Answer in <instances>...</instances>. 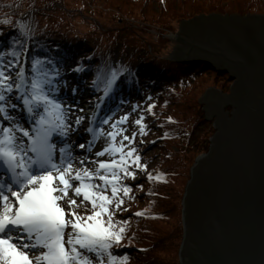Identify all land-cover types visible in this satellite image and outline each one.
Returning a JSON list of instances; mask_svg holds the SVG:
<instances>
[{"label": "snow or ice", "instance_id": "6c2138e0", "mask_svg": "<svg viewBox=\"0 0 264 264\" xmlns=\"http://www.w3.org/2000/svg\"><path fill=\"white\" fill-rule=\"evenodd\" d=\"M17 27L24 39H14L7 51L0 50V168L7 177L0 178V264H127L129 257L115 252L122 246L127 221L115 220L114 216L117 210H124L120 193L127 196L131 191L121 181L124 177L135 178L129 164L138 169L146 167L135 147L129 146L136 133L124 135L122 125L129 114L112 121L111 130L105 131L103 126L109 125L111 117L98 119L92 113L86 129L92 139L87 148L83 143L75 147L91 152L95 141L104 136L107 141L94 156L109 158L92 161L94 169L83 166V159L78 161L81 167H76L73 145L68 140L85 117L73 118L75 105H66L55 95L62 83L58 81L59 68L47 57L29 58L27 26L20 23ZM7 56L11 59L5 62ZM80 70L77 65L75 71ZM125 71L110 68L97 74L93 84L103 92L97 98V108ZM13 96L28 113L30 128L6 123L15 119L9 115V109L18 107L12 103ZM147 108L151 111L153 104ZM143 119L141 115L133 122L141 134L146 127ZM57 134L64 137L61 147L54 142ZM153 178L160 179L161 175L148 173V179ZM75 197H82L80 205L87 201L91 212L78 213Z\"/></svg>", "mask_w": 264, "mask_h": 264}, {"label": "water", "instance_id": "95a60500", "mask_svg": "<svg viewBox=\"0 0 264 264\" xmlns=\"http://www.w3.org/2000/svg\"><path fill=\"white\" fill-rule=\"evenodd\" d=\"M172 40V61H206L233 80L196 103L216 131L185 187L180 264H264V14H198Z\"/></svg>", "mask_w": 264, "mask_h": 264}, {"label": "trees", "instance_id": "16d2710c", "mask_svg": "<svg viewBox=\"0 0 264 264\" xmlns=\"http://www.w3.org/2000/svg\"><path fill=\"white\" fill-rule=\"evenodd\" d=\"M78 1L83 4L86 3L85 0ZM131 1L135 2L136 0ZM157 3L159 7L156 11L150 10L148 13L143 8V11L142 9L140 11L142 19L149 20L148 18H151L152 24L161 25L163 30L161 33H164L165 30L178 31L177 23L198 14H264V0H240L233 4L229 3L228 6H223L222 0H157ZM82 13L84 12L81 8L67 7L64 4V0H0V50L7 51L12 46L14 39H24L17 27L20 23H24L27 26L30 37L27 42L29 58L47 57L49 61L55 63L56 67L64 75H68L80 82L82 81L85 86H91L96 92L100 88L94 86L93 81L97 79L98 73H104L110 68L126 69L127 71L118 77L112 89L114 95L118 96L124 93L126 88H135L137 78L142 79L146 89H150V91H157L158 89V93L155 95H159L162 100H159L157 106L152 108L150 114L159 121L157 127L160 129L159 133L162 134L160 137L162 141L180 139L182 131L191 126L189 121L195 119L188 116L182 119L169 108L180 100L184 91L193 89L194 83L196 84L199 81L198 79L207 74L215 73L218 76L224 72L218 71L206 61H172L168 57L169 50L172 49L170 39L163 38L160 35L158 40L155 41L149 34H145V32L139 33L130 27L127 22L117 25L118 33L110 35V39H108L110 43L104 44L101 41L103 39H100V41L91 40L90 33L82 30L78 26L79 24H87L97 28L98 32L106 39V36L109 35L104 34L108 30H105V25L98 24L94 13L87 14L85 12V15ZM5 20L8 23H4ZM119 22H121V18H119ZM123 31H127L128 34L129 31H133L141 37V40H132L130 42L125 37L124 40L122 36L125 34L120 35ZM142 34H145V36ZM114 46L115 48L118 46L124 55L121 60L117 58L115 65L110 60L114 54ZM9 59H11L10 56L5 57V62ZM77 65L80 66V71H75ZM14 74L13 72L12 75ZM152 84L155 85L153 86ZM167 110V116L160 118L159 111ZM197 111L200 112L196 115L197 121H195L194 126L197 122L205 124L207 121L204 117V111L201 108L197 109ZM168 117L172 119L168 120ZM207 124H211V122ZM192 135L193 132L189 134L190 138ZM157 138L159 136L148 138L144 145L152 144ZM135 148L138 153L137 146ZM205 149L207 150L208 147ZM165 158H170V156ZM184 159L189 162L191 157L189 158L188 156ZM179 164L180 162L177 164L171 163L167 164V167L158 163L157 168L150 170L149 173H152L153 177L160 174V179L153 178L149 180L147 174L142 185L147 187L144 195L147 196L146 198H148L150 203H155L162 199H174L175 196H168L171 190H166V187L175 184V179L179 174L177 171ZM131 181L132 177H124L121 183L127 184L133 191L130 185ZM140 187H136L138 189L137 195L133 194L130 196L131 191L127 196L120 193L124 199L123 204L126 207L131 206V204L126 203L130 197L134 198L137 196L136 198H138L141 191ZM150 203V210L139 211L143 212V215L130 216L126 212L115 213V220L127 221L125 238L121 241L122 246L116 248L115 252L121 255L126 254L129 257L127 264H180L179 250L183 235L178 237L176 244L170 245L171 249H167L168 247L157 248L158 246H155L156 248L154 247V250L151 251L152 248L149 245L142 246L137 244L139 230L134 227L135 218L137 220L145 218L162 220L167 215L165 211H156L159 210L158 207L156 209L155 205L152 204L150 206ZM174 205L175 202L172 208H174ZM149 229L151 228L143 227V230L147 233H149ZM179 229L183 233V225Z\"/></svg>", "mask_w": 264, "mask_h": 264}, {"label": "rangeland", "instance_id": "374dc122", "mask_svg": "<svg viewBox=\"0 0 264 264\" xmlns=\"http://www.w3.org/2000/svg\"><path fill=\"white\" fill-rule=\"evenodd\" d=\"M86 3H80L78 0H64V4L67 7H76L81 8V10L84 12L82 14L85 15V12L87 14L94 13L96 20L98 24L105 25V34L109 35L106 36V38H103V36L98 32V29L95 27H91L87 24H79L78 26L90 33V39L95 41H100V39L104 44L110 43L108 39H110L111 34L118 33L117 25L122 24L123 22H127L130 27L137 30L139 33L145 32V34H149L153 40L157 41L159 36L163 38H168L171 40V44H177L172 40V37L175 35L176 31H168L165 30L164 33L161 29V25H155L152 24L150 21L151 18H148L149 20L142 19V13L141 9L143 8L148 13L151 11H156L159 7L157 0H136L135 2H132L131 0H85ZM134 1V0H133ZM240 0H222L223 6H228L229 3H236ZM132 2V3H131ZM180 5V3H179ZM136 7V8H135ZM142 9V11H143ZM131 10V11H130ZM230 14V13H226ZM232 14V13H231ZM239 14V13H236ZM119 18H121V22H119ZM96 22V23H97ZM181 22V21H180ZM180 22L177 23V26L179 27ZM140 30V31H139ZM179 30V29H178ZM125 34L122 36V38H127L128 41L132 42V40H141V37H139L135 32L129 31V34L127 31H123L120 33ZM145 34H142L145 36ZM173 35V36H172ZM124 38V40H125ZM135 41V42H136ZM142 42V41H141ZM119 45V44H118ZM114 54L113 57L110 59L113 65H115V62L117 58L119 60L122 59L124 56L121 52L122 50L119 49L117 46L115 48L114 46ZM118 60V61H119ZM67 69H69L67 67ZM66 73V72H65ZM76 79H73L69 77L68 75L63 74L61 71V76L58 78V81H61L60 83V90L64 94H68L67 96L63 97V94L55 93V95L58 96L61 101L66 105H75V108L72 110V114L81 115L84 116L86 121L90 119L89 114L85 111L86 108L88 110H92L94 108V105L97 103V98L102 97L103 93L98 90L97 92L92 89V87L85 86L82 81H78ZM135 81V88H126V95L121 96V98H118L116 101H114L111 105L108 104L109 95L107 97L103 98L102 107H101V113L102 117L110 116L111 120H109V125H104L103 127L106 128V131L111 130L110 124L112 121L118 119L120 116H123L125 113H128V119L125 124L122 125L126 129L124 132V135L131 136L132 133H136V136L134 140L132 141V144L129 146H137L138 153L140 156V162L142 164H145L146 167L144 169H138L135 168L134 165L131 163L129 164V170L135 172V178L132 177V181L130 185L132 186V190L130 196L133 194L137 195V186L140 187V192L138 198L135 196L134 198L130 197L129 201L126 202L127 204H131L130 207H126L124 204L121 205V208L124 209L123 211L117 210L118 212H126L129 213V215H136L139 211H146L149 209V200L146 198L147 196L144 195L145 191L147 190V187H144L142 184L145 182V179L147 177V174L150 172V170H155L157 168V164L161 163L164 166H167V164H177L178 165V177L175 179V184L170 185L166 187V190H171V193H168L169 197L175 196L174 199H162L158 200V202L150 203V206L152 204L155 205V208L159 210L156 211H165L167 215L164 217V219H155L151 220L150 218L140 219L137 220L135 218L134 221V227L135 229L139 230V235L137 236V244L142 246L149 245L154 250V247L158 246L163 248H170V245L176 244L178 242V237L182 236L183 233L180 231V226L182 227V209L180 208L182 205V199L185 192L186 184L190 178L191 174V168L195 162L196 157H198L200 154H203L207 152L205 149L206 147L209 148L210 145V138L216 131V129L213 126V120L212 119H206L205 124H201V122H197V124L194 126V123L196 120V115L198 114L197 109L203 107V105H197V101L200 100V98L204 95L205 91L208 89L214 87L220 89L222 92L229 93L230 87L233 83V80H231L228 77L227 73H223L220 75H216L215 73L207 74L201 79H198L199 81L195 84L193 89L191 88L190 91H184L181 94L180 100H178L175 104L171 105L172 107L169 108V110H173L174 113H176L180 118L184 119L188 117H194L195 120H190L191 126H188L184 131H182L180 139L171 140V141H162V138L160 137L162 134L159 133L158 129V120L156 118H153V116L150 114V111H148V104H153V107L157 106L159 100H162L159 95H155L158 92L157 91H150V89H146V86L142 83V79L139 78ZM153 86L155 84H152ZM160 85V84H159ZM75 89V91H73ZM60 91V92H61ZM105 99V100H104ZM107 102V103H106ZM12 103H15L18 105V107L13 111L9 109V115L15 117L10 122V124L19 123L23 127L30 128L31 126V119L28 118L27 112L25 114V111L20 107L21 101L19 99H12ZM110 107V109L106 110V105ZM138 106V107H137ZM159 108V107H158ZM79 109H83V111H79ZM162 109V108H161ZM227 109L230 110V107H227ZM159 110V109H158ZM22 112V114H20ZM91 112V111H90ZM168 113L167 111H159L160 118H165ZM205 114V112H204ZM141 115H143V123L146 126L144 134H141L139 131V126L133 123L137 118H139ZM205 117V116H204ZM27 118V119H26ZM2 119V118H0ZM25 119V120H24ZM188 121V120H187ZM211 124H207L210 123ZM188 123V122H187ZM186 126V124L184 123ZM85 132V130H83ZM193 132V135L189 136L190 133ZM149 134V136H147ZM17 135L19 136L20 133L17 132ZM147 136V137H146ZM159 136L152 144L150 145H144L148 141V138ZM119 137L117 140L119 141ZM89 139H87V136H85L83 139L80 138L77 140V144H85L87 146V142ZM124 143L127 145L128 142L124 141ZM196 146V147H195ZM136 149V148H135ZM140 149V150H139ZM77 153H75V157L81 158L84 155L83 154L84 149L75 148ZM199 151V153H198ZM92 153V152H91ZM167 156H170V158H165ZM189 158V162L185 160L184 158ZM195 156V157H194ZM107 157L106 159H108ZM95 160V158H93ZM98 159V158H96ZM179 159V160H178ZM80 159H77L79 161ZM178 160V161H175ZM84 165H87L90 160L85 159ZM176 162V163H175ZM148 163V164H146ZM80 165V163L78 162ZM168 167V166H167ZM134 192V193H133ZM168 192V191H167ZM79 207H77L75 210L78 213L85 214L91 212V206L88 204L87 201L83 205H80V201L76 200ZM175 202L174 208L173 203ZM66 204V209H67ZM153 209V208H152ZM144 220V221H143ZM182 224V225H181ZM143 227H150L149 233L145 232L143 230ZM179 229V231H178ZM152 230V231H151ZM151 231V232H150ZM169 234V235H168ZM168 235V236H167ZM155 247V248H156ZM172 248V247H171ZM170 248V249H171Z\"/></svg>", "mask_w": 264, "mask_h": 264}, {"label": "bare ground", "instance_id": "6f19581e", "mask_svg": "<svg viewBox=\"0 0 264 264\" xmlns=\"http://www.w3.org/2000/svg\"><path fill=\"white\" fill-rule=\"evenodd\" d=\"M60 91L58 93L59 94H63V97L68 95V94H64V93H62V91L61 92ZM102 102H103V100H102ZM102 102H101L99 108H97V106L95 105L94 108L92 109V113H96L98 119L102 117V113H101ZM25 114H26V111H25ZM27 116L29 118L28 113H27ZM72 116L74 118L75 116H81V115L80 114L76 115V114L73 113ZM92 123L96 124V126H99L98 123L95 122V121H93ZM89 126H90V121L88 122L86 120H83L81 122V125L79 126V128L76 131L70 132V139L68 140V143L73 145L72 152H73L74 157L76 156L75 153H77V151L75 150V148H76L75 145L77 144L76 143L77 140L80 139V138L83 139L85 136H87V139H89V140L92 139V137H91V135L89 133L83 131V130L86 131V129ZM104 130L106 131L105 127H104ZM63 141H64V137H61L58 134L54 136V142L57 144L58 147L63 146ZM106 141H107V138L104 137V136H101L99 139H97L95 141L94 145L91 148V152L92 153L84 149L83 154H81V156L84 155L83 157H81V158L75 157L76 159H74V161H73L75 166L76 167H81V165L78 164L77 159H83V160L88 159V160H90V162L87 165H83V166H86V167H88L90 169H94L96 167V165L92 161H94L93 158H95V159L97 158V157L94 156V153L99 151L102 147H104ZM86 148H87V146H86ZM57 156H58V153H57ZM107 157L108 156L105 155V156L99 157L98 159H106ZM0 173H2V172L0 171ZM0 177H3L4 179H7V177H5L4 175H0ZM68 195H69V197H72L73 194H72L71 190H69V194ZM75 199L80 201L82 199V197H75ZM64 206L66 207V204Z\"/></svg>", "mask_w": 264, "mask_h": 264}]
</instances>
